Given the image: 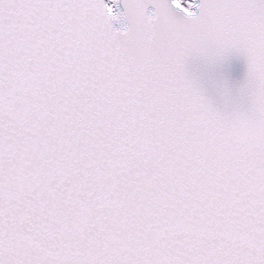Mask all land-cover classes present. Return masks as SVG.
Wrapping results in <instances>:
<instances>
[{"label":"snow or ice","instance_id":"obj_1","mask_svg":"<svg viewBox=\"0 0 264 264\" xmlns=\"http://www.w3.org/2000/svg\"><path fill=\"white\" fill-rule=\"evenodd\" d=\"M0 264H264V0H0Z\"/></svg>","mask_w":264,"mask_h":264}]
</instances>
